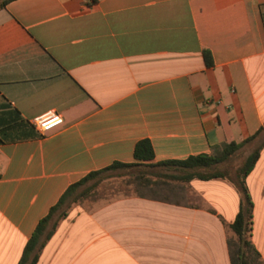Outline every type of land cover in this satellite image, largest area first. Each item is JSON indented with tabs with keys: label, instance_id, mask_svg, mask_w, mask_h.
I'll list each match as a JSON object with an SVG mask.
<instances>
[{
	"label": "crops",
	"instance_id": "0c3cea01",
	"mask_svg": "<svg viewBox=\"0 0 264 264\" xmlns=\"http://www.w3.org/2000/svg\"><path fill=\"white\" fill-rule=\"evenodd\" d=\"M47 111L63 122L40 133L32 120ZM263 123L264 0H10L0 8V264L17 263L69 185L133 162L138 140L154 162L184 159ZM213 179L214 197L189 181L200 204L135 193L72 204L35 264H230L240 194ZM245 183L264 264V142Z\"/></svg>",
	"mask_w": 264,
	"mask_h": 264
},
{
	"label": "trees",
	"instance_id": "16d2710c",
	"mask_svg": "<svg viewBox=\"0 0 264 264\" xmlns=\"http://www.w3.org/2000/svg\"><path fill=\"white\" fill-rule=\"evenodd\" d=\"M9 1L0 0V8ZM203 57L207 65L212 64L208 50L203 51ZM262 134H264V123L253 135L239 142L227 141L213 145L209 153L190 155L184 159H166L156 162L152 161L153 149L150 141L146 138L138 140L133 149V162H113L102 169L89 172L67 187L57 203L36 224L25 242L16 264H35L37 262L42 247L52 235L57 224V220H54L49 227L55 212L79 186L102 172L116 168L133 167L135 173L128 182L133 185L134 193L137 196L175 205H189L184 202V194L186 192L185 186L190 180L193 178L200 180L225 178L226 172L216 169V166L228 161L245 144ZM263 142L248 154L236 168L234 178H230L240 194L238 210L228 226L230 234L226 238L230 264H263L260 253L251 240L253 202L245 183V177L254 166ZM88 189L89 187H85L83 190ZM65 216L66 212L61 211L58 214V219Z\"/></svg>",
	"mask_w": 264,
	"mask_h": 264
},
{
	"label": "rangeland",
	"instance_id": "374dc122",
	"mask_svg": "<svg viewBox=\"0 0 264 264\" xmlns=\"http://www.w3.org/2000/svg\"><path fill=\"white\" fill-rule=\"evenodd\" d=\"M258 144V139L254 142L246 144L245 146L240 148L228 161L216 166V169L226 172L227 175L225 177V180L227 182L233 184L230 178H234L236 168L245 160L248 154ZM134 173L135 168L133 167L116 168L104 171L95 178L88 180L86 183L79 186L75 190V192L70 197H68V199L55 212L49 223V227L54 220H59L58 214L61 211L67 212V209L72 204H80L81 206H85L86 204L89 205L91 202L109 201L111 198L117 197L119 195L134 193L133 185L128 182ZM218 183L220 182H218L217 179H212L208 183L201 180H193L192 184L197 185L198 188H200L201 191H203L205 194L209 196L213 195L214 197L215 195H220L222 192L221 189L216 188ZM85 187H89V189L84 191L83 189ZM185 187L186 192L184 194V202H186L187 204H200L201 199L197 196L192 195V192H194L192 186L187 183ZM225 201V205L228 207L225 212L231 214V212L233 211V195L229 197V200L225 199ZM210 204H213V201Z\"/></svg>",
	"mask_w": 264,
	"mask_h": 264
},
{
	"label": "built area",
	"instance_id": "2783aa9c",
	"mask_svg": "<svg viewBox=\"0 0 264 264\" xmlns=\"http://www.w3.org/2000/svg\"><path fill=\"white\" fill-rule=\"evenodd\" d=\"M62 122L63 119L61 115L56 111H47L41 115H38L32 120V124L40 133L50 131L53 128L61 125Z\"/></svg>",
	"mask_w": 264,
	"mask_h": 264
}]
</instances>
